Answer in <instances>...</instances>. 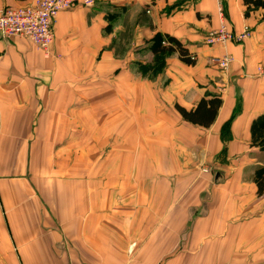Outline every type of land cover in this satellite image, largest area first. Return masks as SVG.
Returning <instances> with one entry per match:
<instances>
[{"label": "crops", "instance_id": "crops-1", "mask_svg": "<svg viewBox=\"0 0 264 264\" xmlns=\"http://www.w3.org/2000/svg\"><path fill=\"white\" fill-rule=\"evenodd\" d=\"M245 12V0H92L58 13L47 55L27 38L0 36V264H245L263 246L255 180L264 152L250 130L264 113V9ZM221 26H249L250 35L207 44ZM158 35L194 62L152 52ZM226 56L225 69L212 63ZM214 98L207 126L178 109ZM110 139L127 142L114 155L124 154L132 180L114 184L103 212L102 181L66 178L86 172L87 141ZM199 145L235 156L223 197L190 180V160H167Z\"/></svg>", "mask_w": 264, "mask_h": 264}, {"label": "rangeland", "instance_id": "rangeland-1", "mask_svg": "<svg viewBox=\"0 0 264 264\" xmlns=\"http://www.w3.org/2000/svg\"><path fill=\"white\" fill-rule=\"evenodd\" d=\"M248 29H249V35H250L249 26H248ZM242 40H231V41L239 42ZM209 45H214V44H209ZM229 58H230V61L228 65H230L232 61V58L231 57ZM215 60L216 59H213L212 63H215ZM151 65L152 67L158 68L160 67V61L157 59L152 60ZM109 127H110L109 125H105V124H103L102 126L103 129L109 128ZM119 127L121 128V126ZM96 143H98V145L100 143L104 144L103 147H101V151H102L101 154H99L100 146H97ZM114 144L120 145L121 146L120 149H122L123 153L126 154L125 150L127 147L125 146L127 145V142H120L118 144V142L114 141V139L104 140L102 142L87 141V147H86L87 155L84 156L85 158L83 157H81V159L79 158L81 162L83 161L87 165L86 172H82L81 174H70L66 178L67 180H71V181L78 180L80 177H81L80 180L102 181V197L105 203L103 205V212H111V209L114 206V184H121L122 182L132 180L128 178V171L126 172V167L125 166L123 167V164H127L126 157H124V154H119L118 156H116V154L114 155ZM95 145L98 149V152L97 154L95 153L96 155L94 156L93 147ZM198 148H197L198 149L197 151L191 152L189 157L186 156V154L184 155L180 154V156H177V157L167 155L166 157H167V160L170 161V163H175V166H177V164L183 160L184 161L190 160L188 165L192 168V170H194L192 171L193 173L189 175L191 176L190 180L193 183L198 181L199 184L204 183V181H207L208 188L210 190L213 189V186L215 188L216 186H219V188L213 189L215 191L214 196L223 197L222 189L223 187L225 188L224 184L229 178V176L232 175V174L231 175L229 174L230 170L228 169V166L231 165V164L229 165L230 161L231 163H233L235 156H228L226 149H224L223 147H221V149L218 151L217 154L216 153L210 154L206 152L205 147H202L201 145H199ZM75 158L77 157L71 158V163ZM257 171H258V168L255 166L254 171H253V176L257 174ZM216 174L221 175L220 177L221 179L218 178L219 180L213 183L212 177ZM224 174L228 176L225 177ZM141 175L142 174L140 173V176ZM185 175L187 176V174ZM137 180H140V179L138 178ZM114 182H117V183H114ZM180 192L184 194L185 189L180 188L176 191L177 194ZM206 194H207V191H205V195L202 193V197H205ZM227 195L228 193L225 196ZM171 196L173 195L171 194ZM174 196L179 198V195H174ZM260 249H264V242H263V246H261V243H260L258 248H256L253 252H251V254H248V257H250V259L246 260L245 264H264V251H260Z\"/></svg>", "mask_w": 264, "mask_h": 264}, {"label": "built area", "instance_id": "built-area-1", "mask_svg": "<svg viewBox=\"0 0 264 264\" xmlns=\"http://www.w3.org/2000/svg\"><path fill=\"white\" fill-rule=\"evenodd\" d=\"M91 3L92 0H35L27 6L0 7V36L27 38L47 55L54 40L53 25L58 13L77 4ZM248 35V26L239 33H232L221 26L208 34L206 43L222 44L226 41L242 40ZM229 61L230 58L226 56L216 59L214 64L225 69ZM259 71L264 75V67H260Z\"/></svg>", "mask_w": 264, "mask_h": 264}, {"label": "trees", "instance_id": "trees-1", "mask_svg": "<svg viewBox=\"0 0 264 264\" xmlns=\"http://www.w3.org/2000/svg\"><path fill=\"white\" fill-rule=\"evenodd\" d=\"M246 12L247 15L250 10L256 8L264 9V0H245ZM156 42L158 45L152 48V52H175L179 53L180 59L185 63L192 64L194 62L191 55L188 51L182 47L181 43L175 38L165 35H158L156 37ZM163 42V44H162ZM207 102L209 107H207ZM202 100L198 106L193 111H186L183 108L178 106L179 111L181 112L184 119L197 123L200 125L207 126L212 122L216 109L220 105V100L214 98L211 100ZM251 146L258 147L260 151L264 152V113L253 120L251 124ZM261 172L256 176V193L257 195H262L264 193V167L260 168Z\"/></svg>", "mask_w": 264, "mask_h": 264}]
</instances>
